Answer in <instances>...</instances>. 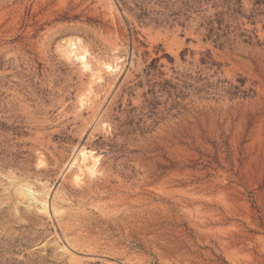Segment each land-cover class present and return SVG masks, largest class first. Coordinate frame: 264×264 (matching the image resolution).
<instances>
[{
    "label": "rangeland",
    "instance_id": "rangeland-1",
    "mask_svg": "<svg viewBox=\"0 0 264 264\" xmlns=\"http://www.w3.org/2000/svg\"><path fill=\"white\" fill-rule=\"evenodd\" d=\"M0 264H264V0H0Z\"/></svg>",
    "mask_w": 264,
    "mask_h": 264
},
{
    "label": "bare ground",
    "instance_id": "bare-ground-1",
    "mask_svg": "<svg viewBox=\"0 0 264 264\" xmlns=\"http://www.w3.org/2000/svg\"><path fill=\"white\" fill-rule=\"evenodd\" d=\"M71 52V51H70ZM82 53H83V51H82ZM77 55V54H76ZM69 57V56H68ZM78 59L82 62V64L84 65V67L85 68H87V60H86V57H85V55L84 54H81V55H79V57H78ZM107 67V69H109L108 67L109 66H106ZM93 72V71H92ZM77 160H78V162H80L79 163V166H78V171L79 172H81L82 171V168H84V167H87V165H88V163H90V161L89 160H91V163L90 164H92L91 165V167H88V168H86V169H91V168H94L95 167V165H96V160H95V158H93L92 157V155L90 154V153H88V152H86L85 150H80V152H79V154H78V158H76ZM75 159V160H76ZM73 165H74V162H73ZM91 171V170H90ZM89 171V172H90ZM78 172V173H79ZM76 177H77V175H76ZM74 181V180H73ZM18 194L19 195H21V196H24V197H26V194H25V191H23V190H20V191H18ZM45 196V195H44ZM40 206H41V210L43 211L44 209H46V201H45V197H42L41 198V200H40ZM36 206V205H35Z\"/></svg>",
    "mask_w": 264,
    "mask_h": 264
}]
</instances>
